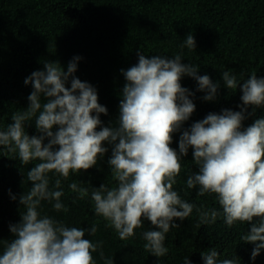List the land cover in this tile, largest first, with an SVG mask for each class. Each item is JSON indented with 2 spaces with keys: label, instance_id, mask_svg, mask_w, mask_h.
Listing matches in <instances>:
<instances>
[{
  "label": "clouds",
  "instance_id": "9594fccd",
  "mask_svg": "<svg viewBox=\"0 0 264 264\" xmlns=\"http://www.w3.org/2000/svg\"><path fill=\"white\" fill-rule=\"evenodd\" d=\"M185 46L196 49L192 33L181 48ZM137 56L136 64L120 70L125 83L118 119L110 126L101 120L108 108L99 103L97 89L75 75L82 57L74 56L67 70L58 61H46L43 70L24 80L32 86L29 106L13 113L12 123L0 126V152L16 154L23 166L35 163L23 181L31 186L19 196L21 219L9 225L13 238L0 253V264H96L93 253L98 251L105 264H113L104 256L103 241L85 238L96 235L97 224L68 226L40 211L42 202L48 201L55 211L67 212L61 201L62 182L97 166L109 152L105 143L111 146L107 163L112 182L91 188L81 186L83 181L71 182L69 188L78 199L90 197L94 214L120 240L134 237L144 221H150L152 228L141 232L144 250L164 257L166 234L195 210L198 227L215 224L221 216L229 227L249 224L240 239L255 245L253 260L264 249V118L247 127L243 123L264 108V77L253 72L241 84L231 71H222L223 86L242 93L240 110L210 112L183 128L196 104L190 98L195 93L182 86V78H193L208 102L217 99L220 82L199 75L198 65L183 63L182 52L171 58L142 51ZM30 122L38 135L26 131ZM177 132L178 151L171 147ZM189 150L198 171L187 176L186 188L195 189L197 197H214L219 209L190 203L174 189ZM219 255L211 248L202 258L205 264H238L237 258L218 261ZM184 264L192 262L185 258Z\"/></svg>",
  "mask_w": 264,
  "mask_h": 264
},
{
  "label": "trees",
  "instance_id": "16d2710c",
  "mask_svg": "<svg viewBox=\"0 0 264 264\" xmlns=\"http://www.w3.org/2000/svg\"><path fill=\"white\" fill-rule=\"evenodd\" d=\"M189 33L194 35L196 49L181 48ZM141 51L170 58L182 52L183 63L198 65L199 75L207 74L213 82H220L217 99L208 102L202 99L205 93L196 90L193 78H182V86L195 93L190 98L196 104L183 128L210 112L220 113L225 108L239 111L242 93L239 88L236 92L226 89L221 72L231 71L241 84L253 72L264 77V0H0V126L12 123V114L29 106L32 86L24 80L33 71L43 70L46 61H58L67 70L74 56L83 58L75 75L97 89L99 103L108 108V115L101 114V120L110 126L118 119L125 83L120 70L136 64ZM259 118H264V108L256 109L255 115L243 122L244 127ZM25 128L29 135H38L34 122L26 123ZM179 136L180 132L174 134L171 145L177 151ZM104 146L109 152L97 166L80 175L71 174L62 182L61 201L67 212H57L43 201L42 215L68 226L89 228L97 224L96 235L86 234L85 238L103 241L104 256L113 264H184L185 258L192 264H205L202 253L211 248L220 253L218 261L237 258L238 264H264V249L253 260L255 245L240 239L250 230L249 224L238 222L229 227L221 216L215 224L198 227L195 210L188 220H177L180 227L166 234L168 253L164 257L144 250L141 232L152 228L150 221L145 220L144 228L134 237L120 240L114 229L94 214L90 197L78 199L69 188L71 182L83 181L81 186L88 188L112 182L107 163L111 146ZM183 159L174 189L190 203L219 209L214 197H197L195 189L186 188L187 176L198 168L193 165L191 150ZM34 163L23 166L16 154L0 152V253L13 238L9 225L21 219L19 196L31 186L23 181ZM93 257L96 264H105L99 251Z\"/></svg>",
  "mask_w": 264,
  "mask_h": 264
}]
</instances>
